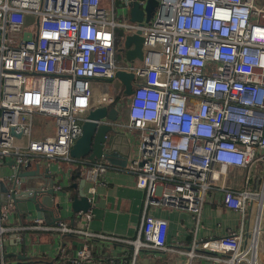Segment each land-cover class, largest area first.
<instances>
[{"label": "built area", "instance_id": "obj_1", "mask_svg": "<svg viewBox=\"0 0 264 264\" xmlns=\"http://www.w3.org/2000/svg\"><path fill=\"white\" fill-rule=\"evenodd\" d=\"M101 1L0 0V165L14 161L15 175L38 157L73 161L93 206L109 164L70 152L90 110L126 106L128 122L118 121L119 129L138 140L127 168L148 205L189 211L199 223L210 190L219 189L244 220L223 236L176 248L168 244V220L151 215L133 240L47 223L35 208L29 225H19L11 189L6 199L0 191V264H17L7 247L26 246L31 231L124 241L135 254L177 252L186 256L183 264H264V7L255 0H159L140 25L118 22L114 5L108 10ZM119 27L141 31L140 64L118 66ZM118 70L135 77L122 100L110 90ZM80 213L91 220V209ZM65 251L60 245L56 255ZM91 259L85 244L70 261Z\"/></svg>", "mask_w": 264, "mask_h": 264}, {"label": "crops", "instance_id": "obj_2", "mask_svg": "<svg viewBox=\"0 0 264 264\" xmlns=\"http://www.w3.org/2000/svg\"><path fill=\"white\" fill-rule=\"evenodd\" d=\"M264 0H255L257 6ZM121 3L122 0H102L101 4L108 9V6ZM264 7V6H259ZM126 10L122 8V15ZM116 16V14H115ZM123 16V15H122ZM127 22L129 21V15ZM124 17V16H123ZM121 22H125V17ZM118 29L116 30L117 38ZM119 42V41H118ZM119 44V43H118ZM119 112V122L127 124L128 116L126 106L121 107ZM126 114V115H125ZM125 119L126 122H125ZM129 135L132 142L133 157L138 150V140L135 133L122 129ZM109 164L106 173L100 177L96 184V200L91 208L92 218L86 222L81 218V213H75L72 209L71 201L74 195L83 190L88 194L89 182L82 183L83 177L79 174L81 165L64 158L38 157L32 162L30 170H36L37 164L43 169L50 167L52 173L58 180L56 187L64 191L65 207L61 214L56 211V216L61 215L62 221L67 222L77 230H87L94 234H108L120 236L126 239H135L143 219L147 215L168 220V244L176 248H187L194 238L218 237L227 234L231 230L241 227L244 220L243 214L235 209L227 207L224 203V194L219 189L210 190L201 210L200 221L194 215L185 210L176 209L170 206L148 205L146 203V193L137 187V176L125 165ZM2 168L13 169L8 161ZM1 177V178H5ZM43 182L41 179L31 178L27 181V186L37 187ZM58 189V190H59ZM30 210L34 211V205L29 203ZM17 224L29 225L28 217L17 209ZM47 220H45L47 223ZM247 224L250 213H247ZM21 221V222H20ZM27 245L12 242L7 247V254L11 261L17 264H73L70 259L77 256L78 250L88 244L92 253V259L87 264H183L185 255L177 252H160L149 249L142 250L135 254L133 245L124 241L104 240L85 234L61 235L50 231L26 232ZM19 245V246H18ZM62 245L66 248L64 253L56 255L57 248ZM20 247V248H19ZM40 251L34 253L32 248ZM15 254V255H12ZM24 258H20L19 256ZM69 258V259H68ZM194 264H217L209 260H200Z\"/></svg>", "mask_w": 264, "mask_h": 264}, {"label": "water", "instance_id": "obj_3", "mask_svg": "<svg viewBox=\"0 0 264 264\" xmlns=\"http://www.w3.org/2000/svg\"><path fill=\"white\" fill-rule=\"evenodd\" d=\"M123 0V16L129 15V21L144 25L153 17V12L157 10V0H129L125 5ZM31 34L26 36L30 39ZM144 38L139 30L135 34H128L125 38L126 57L129 61L136 59L143 60L144 53L142 50ZM134 74L125 70H118L116 79L122 81L125 87V94L129 96L133 92ZM119 111L116 108L109 109L107 106H101L89 111L86 119L83 122V133L78 138L70 156L74 159L86 158L92 163L100 161H108L112 164L125 165L128 163L132 153V142L128 134L119 129ZM11 165L15 162H11ZM32 163L27 166H19L18 172L15 175H9V179L0 180V191L3 198L6 199L7 194L11 192L16 208L28 219L32 218L33 211L29 208V203L34 205L36 215L47 220V214L50 217L48 222L54 224L62 219V216H56L62 213L65 203H69L64 199V191L57 189V177L52 173L50 167L42 168L37 164L36 170H30ZM41 179L43 182L37 187L27 186L29 179ZM18 179L22 180L18 184ZM83 178L82 183H85ZM72 209L75 213L87 212L91 209L89 195L83 190L79 194L73 196L71 201ZM14 255V254H12ZM24 258L23 256H19Z\"/></svg>", "mask_w": 264, "mask_h": 264}, {"label": "rangeland", "instance_id": "obj_4", "mask_svg": "<svg viewBox=\"0 0 264 264\" xmlns=\"http://www.w3.org/2000/svg\"><path fill=\"white\" fill-rule=\"evenodd\" d=\"M159 3H160V1L157 0V6H159ZM258 5L259 6H264V1L259 3ZM122 7H123V0H122V4L121 3H119V4L117 3L116 4L115 14H116V20L118 22H121L122 18H124L120 14V12L122 11ZM108 10H111V5L108 6ZM155 13H156V10L153 12L152 15L154 16ZM127 19H128V16L125 18V22H127ZM117 29L120 32L118 34L120 42L118 44L117 52H116L118 66L119 67H124V66H128V64H131V63H133L135 65L140 64V61H138V60L129 61L127 59V57H126V50L127 49H126L124 43H125V38H126L128 33L122 27H119ZM128 62H130V63H128ZM123 86L124 85H123L122 81L119 80V79H115L114 81L110 82V90H111L112 93H114L115 95L118 96L119 100H122V98H124V95H121V89L122 88H120V87H123ZM126 120L127 119H125V122H126ZM9 175H11V170L9 168H6V169L2 168V166L0 165V177L9 176ZM255 213H256V208H254V210H253V216H254ZM263 227H264V224H263Z\"/></svg>", "mask_w": 264, "mask_h": 264}, {"label": "trees", "instance_id": "obj_5", "mask_svg": "<svg viewBox=\"0 0 264 264\" xmlns=\"http://www.w3.org/2000/svg\"><path fill=\"white\" fill-rule=\"evenodd\" d=\"M118 33H120V32H118ZM118 41H119V39H118ZM119 42H120V41H119ZM119 42H118V43H119ZM120 88H122V89H121V95L126 96V94H125V87L123 86V87H120ZM126 114H127V112H126ZM126 114H125V115H126Z\"/></svg>", "mask_w": 264, "mask_h": 264}]
</instances>
